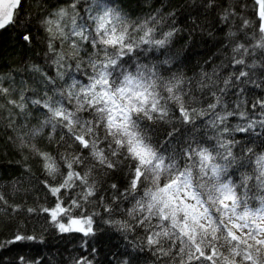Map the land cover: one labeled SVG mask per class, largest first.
Segmentation results:
<instances>
[{"label":"trees","instance_id":"16d2710c","mask_svg":"<svg viewBox=\"0 0 264 264\" xmlns=\"http://www.w3.org/2000/svg\"><path fill=\"white\" fill-rule=\"evenodd\" d=\"M99 3L121 18L134 40L143 35L141 26L145 22L155 29V39H162L165 33L175 29L164 48L141 45L129 56H124L123 67L127 71L134 74L138 65L145 66L153 69L165 84L173 78H181L185 107L196 109L197 113L207 110L208 105L216 103V98L220 97L216 113H236L227 119L230 128L255 122L249 132H234L228 137L236 141L232 152L237 163L228 168L223 179L237 186L238 194L247 201V210L264 211V189L259 188L254 179L256 158L264 155V127L260 125L264 120V107L259 104L264 101V48L255 47L261 33L253 0H99ZM61 9L68 12L67 17L59 20L66 34L71 32V17L75 15L77 23L95 35L96 24L90 17L98 15L100 9L94 0H22L17 12L24 27L17 24L0 30V87L9 89L7 95H0V196L3 197L0 200V264H82V261L87 264H213L204 259L189 261L187 253L179 251L182 247L179 241L173 244L161 238L162 249L167 255L161 254L156 246L148 245V229L161 231L156 227L160 221L153 218L150 224L140 227L129 212L144 191L153 185L150 178L142 177L135 199L121 195L131 185L134 174L131 160L120 157L114 169L99 165L93 168L95 161L87 150L72 145L67 138L62 140L64 130L61 128L53 131L51 125H44L48 113L31 101L48 97L59 99L58 93L73 79L86 85L92 73L89 60L96 59L97 55L103 57L102 52L93 48L91 38L80 40L73 35L67 40L57 36L52 41L54 51L49 50L50 33L45 30L43 21L58 20L56 13ZM245 20L249 21L247 26ZM25 33L30 35V43L24 41ZM74 41L78 51L72 47ZM240 44L249 51L234 52ZM59 56L65 58L61 62L63 67L56 63ZM237 59L244 63L236 64ZM241 71L246 75L231 79L229 87L221 94L219 89L224 88L223 81L239 76ZM58 72L65 73L64 79L58 78ZM208 78L214 80L215 85L201 88V83H209ZM159 91L167 97L163 88ZM21 96L25 104L23 111L8 103L10 99L20 102ZM64 103L68 101L65 99ZM74 106L75 101L70 107ZM167 107V119L155 122L142 119L140 122L150 143L166 158L165 162L171 157L183 169L196 163L185 155L188 148H208L214 154L219 150L218 133L209 126L214 118L211 113L197 115L189 124L182 122L178 104L168 101ZM241 112L246 114L245 119H241ZM80 115L84 119L92 118L91 113ZM37 131L38 135L33 136ZM33 144L61 165V157L85 156V163L76 166V170L84 173L93 168L89 183L95 184V195L85 201L83 186H73L54 196L46 182L58 186L64 176L53 179L47 175L43 162L31 149ZM100 147L107 148V144ZM61 172H66V168L62 166ZM197 173L198 166L193 168L194 176ZM246 176L253 179L247 181L249 190L243 196L246 190L239 186ZM160 183H167V178L162 177ZM58 197L66 207L73 200H79L81 207H73L71 216H91L92 234L59 231L50 215L43 211L54 208ZM106 208L111 211H105ZM238 211H245L243 205ZM60 220L67 223L68 218ZM125 224L129 226L123 227ZM17 234L34 239L10 243ZM216 246L215 264H251L243 261L242 256H233L231 247L223 241ZM205 253L211 254V249H205ZM252 254L256 256L255 248ZM260 258L264 261V249H261Z\"/></svg>","mask_w":264,"mask_h":264},{"label":"snow or ice","instance_id":"6c2138e0","mask_svg":"<svg viewBox=\"0 0 264 264\" xmlns=\"http://www.w3.org/2000/svg\"><path fill=\"white\" fill-rule=\"evenodd\" d=\"M253 2L259 17L261 33L255 47L264 48V0H253ZM94 3H97L100 9L98 15L90 17L96 24L95 35L87 31L84 25L78 24L75 15L71 17V32L66 34L59 23V20L68 16V12L64 9L56 13L58 20L43 21L45 30L50 33V51H54L52 41L57 36L67 40L69 35H73L80 40L91 38L93 48L103 53L102 58L97 55L96 59L89 60L92 73L88 76L89 82L86 85L73 79L65 90L58 93L59 99L48 97L44 100L31 101L33 104L40 105L48 113L44 125H51L53 131L58 127L61 128L64 130L62 140L67 138L72 145L87 150L91 159L95 161L93 168L99 165L102 168L114 169L120 157L131 160L134 169L133 178L130 188L121 195L132 196L135 199V194L141 185V178L151 179L153 187L146 189L141 198L136 200L129 215L140 227L150 224L153 218L160 221L156 227L161 228V231L152 232L151 228L148 229L150 234L147 237V243L159 248L161 254H168L161 246V238H167L173 244L179 241L182 245L179 251L186 252L189 261L204 259L213 261L215 264L214 258L218 255L216 245L223 241L231 247L233 256H242L243 261H250L251 264H264L260 258L261 249H264V238H260L264 236V211L247 210V201L238 194L237 186L223 179L228 168L237 163L232 152L236 141L228 137L234 132H249L254 128L255 122L230 128L227 125V119L236 113L227 112L224 115L216 113L220 97L216 98V103L209 104L207 110L197 113L196 109L185 107L181 87L184 81L181 78H173L165 84L158 79L153 69L145 66L138 65L134 74L127 71L123 67L124 56H129L141 45L164 48L175 34V29L165 33L162 39H155L153 36L155 29L148 27L145 22L141 26L143 35L138 40H134L120 17L110 9H106L99 0H94ZM21 6L22 0H0V30L9 26L15 27L17 24L24 27L17 12ZM248 23L249 21H244L245 26ZM23 39L25 42H31V37L27 33L23 35ZM72 47L78 51L77 42L74 41ZM248 51L249 49L242 44L234 48V52L237 53ZM64 59L63 56L58 57L56 62L58 67H63L61 62ZM235 63L243 64L244 61L237 59ZM76 68H80L79 63L76 64ZM245 75L246 73L241 71L239 76L225 79L224 88L219 89L221 94L227 90L231 79H241ZM64 76V72H58L59 79H64ZM208 79L209 83L207 85L201 83V88L215 85L214 80ZM49 82L55 83L54 80ZM161 88L167 93V97L161 95L159 91ZM8 93V88L0 87V95ZM65 99L68 104L64 103ZM23 101L24 97L21 96L20 102L10 99L8 103L23 111L25 108ZM73 101H75L74 108L70 107ZM168 101L179 105L180 118L184 123H192L197 115L212 114L214 118L209 121V126L218 133L219 150L215 154L208 148L194 150L190 147L185 155L189 160H195V164L181 169L171 157L165 162L166 158L150 143V138L140 122L142 119L153 122L167 119ZM259 104L264 107V101H259ZM82 112L91 113L92 118H82L80 115ZM239 115L241 119L246 118L243 112ZM260 125L264 127V120L260 121ZM101 129H103V136ZM32 135H38V131L33 132ZM101 144H107V148L100 147ZM31 149L43 162L48 176L53 179L59 175L64 176L62 183L58 186H51L46 182V186L54 196H58L62 189H70L73 186H83L85 201L95 195V184L89 183V173L93 168H89L84 173L76 170V166L85 163L87 159L85 156L61 157L63 161L61 165L56 158L41 151L35 144L31 146ZM251 151L248 149L249 153ZM255 165L257 174L254 179L258 187L264 189V155L256 158ZM62 166L66 168L64 173L61 172ZM197 166L198 173L194 176L193 168ZM162 177L167 178V183L161 185ZM250 179L253 177H244L239 186L246 190L243 196L247 195L249 190L247 181ZM112 187L115 189L116 185ZM0 200H3L2 196ZM242 205L245 211L240 212L238 209ZM73 207L77 209L81 207L79 200H73L72 204L66 207L58 197L54 208H44L43 211L50 215L60 232L76 231L82 232L85 236L92 234V217H72ZM31 211L33 209H29V212ZM105 211H111V209L106 208ZM61 217H67V223L61 222ZM257 220L260 223H257ZM128 226L123 225L125 228ZM33 239L32 236L17 234L10 243ZM253 248L256 252L255 257L252 254ZM205 249H211V254L206 255ZM82 264H87V261H82Z\"/></svg>","mask_w":264,"mask_h":264},{"label":"rangeland","instance_id":"374dc122","mask_svg":"<svg viewBox=\"0 0 264 264\" xmlns=\"http://www.w3.org/2000/svg\"><path fill=\"white\" fill-rule=\"evenodd\" d=\"M189 203H192L191 201H189ZM264 238V236H262Z\"/></svg>","mask_w":264,"mask_h":264},{"label":"water","instance_id":"95a60500","mask_svg":"<svg viewBox=\"0 0 264 264\" xmlns=\"http://www.w3.org/2000/svg\"><path fill=\"white\" fill-rule=\"evenodd\" d=\"M258 17V16H257ZM258 19H259V17H258Z\"/></svg>","mask_w":264,"mask_h":264}]
</instances>
